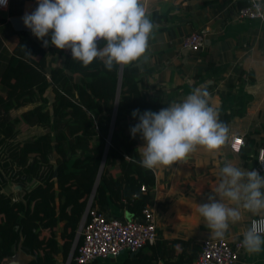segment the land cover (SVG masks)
I'll return each mask as SVG.
<instances>
[{"label": "crops", "instance_id": "crops-1", "mask_svg": "<svg viewBox=\"0 0 264 264\" xmlns=\"http://www.w3.org/2000/svg\"><path fill=\"white\" fill-rule=\"evenodd\" d=\"M244 4L245 0H148L154 29L148 40L147 59L141 58L128 66H115L112 71H107L100 59H95L87 67L79 61L75 62L77 74L92 80L87 88L82 89L79 97L96 110L95 120H71L70 127L56 134L46 133L48 130L44 127L27 128L25 125L22 126L27 129L25 141L41 138L38 146L44 143L51 151V162L69 157L66 173H78V166H71L73 159L91 157L97 147L100 149V114L105 109H113L115 114L119 102L117 79L121 77L123 68L135 78L137 90L147 103H158L165 108L182 102L193 89L204 86L209 92V106L218 111L219 119L229 128L228 143L214 156L197 150L185 162L147 170L153 177L148 207L153 213L157 238L191 239L200 244L202 239L211 237V233L199 215L197 205L208 202L207 197L219 181L221 168L230 162L245 170H255L260 175L256 156L264 149V18L238 19L236 13ZM37 7L36 0H8L7 7L0 9V74L18 42V34L30 31L24 27L22 17L25 13L31 14ZM191 32L203 35V44L197 51L182 47L183 38ZM44 39L49 41L48 47L42 46L43 41L40 45L45 52L48 78L52 68L64 67L71 51L51 46L50 34ZM99 46L103 47V42ZM63 73L69 75L67 68H63ZM73 82L78 80L75 78ZM44 95L50 101L51 88L48 87ZM81 108L91 117L82 104ZM161 109L158 108L159 111ZM131 114L121 113L115 124L130 129L139 122L138 117L133 118ZM233 137H240L243 141L238 152L229 147ZM128 142L135 146L141 158L139 148L144 141L140 135L133 138L130 134ZM38 151L41 149L34 148L30 154ZM122 157L124 162L114 163V166L122 165L119 166L121 171L112 178L124 187L128 172L138 173L140 170L138 166L129 164V152L122 153ZM116 171L112 169L111 172ZM81 181L80 177L78 182ZM123 200V196L118 201L115 196L105 194L102 210L99 209L108 217L129 220L133 214L121 204ZM59 202L55 197V208ZM68 212L69 208L66 214ZM257 218L245 212L241 221L230 223L224 238L230 242L242 240L251 221ZM62 225L63 221L57 223V240ZM78 225L79 220L76 229ZM42 235L46 236L45 233ZM124 256L109 257L100 263L121 264ZM56 260L62 264L59 254ZM236 264H264V251L249 254L242 248Z\"/></svg>", "mask_w": 264, "mask_h": 264}, {"label": "trees", "instance_id": "trees-1", "mask_svg": "<svg viewBox=\"0 0 264 264\" xmlns=\"http://www.w3.org/2000/svg\"><path fill=\"white\" fill-rule=\"evenodd\" d=\"M40 45L41 40L31 31L19 33L18 42L0 74V263L12 254L20 237L22 251L35 256L27 264H59L57 254L64 262L91 193L92 205L98 211L102 210L105 194L115 196L118 201L123 196L125 203L121 201V204L133 217L144 206L150 205L152 197L153 177L136 162L141 158L135 146L128 142L130 129L115 123L121 113L137 109L141 114L145 111L156 113L165 105L147 103L127 69L123 68L121 77L117 79L119 102L115 114L113 109H105L100 114V149L97 147L91 157L73 159L71 166H78V173H66L69 157L51 162V151L44 143L38 146L41 138L25 141L27 129L22 126H40L47 128L46 133L56 134L70 127L71 120H95L97 113L79 97L92 80L77 74L76 60L67 57L64 67L52 68L47 78L45 52ZM22 47L32 57L27 56ZM63 68H67L69 75L63 73ZM75 78L78 80L76 83L73 82ZM48 87L52 94L50 101L44 95ZM81 104L91 117L85 114ZM34 148L41 151L30 154ZM124 152L130 153L129 164L138 166L140 171H129L125 186L121 187L112 177L121 171L119 166L122 165L114 166V163L124 162ZM112 169L117 171L111 172ZM99 171L96 182L95 176ZM4 177L22 187V201L15 200L8 192V180ZM80 177L83 181L78 182ZM141 185L145 187L144 192L140 190ZM55 197L60 201L56 208L53 205ZM67 208L69 212L66 214ZM60 221L63 225L57 240L56 227ZM198 250L199 244L191 239L157 238L133 255L124 254L121 264H191ZM104 259L107 258L95 259L89 264H101ZM69 264L76 263L70 260Z\"/></svg>", "mask_w": 264, "mask_h": 264}, {"label": "clouds", "instance_id": "clouds-1", "mask_svg": "<svg viewBox=\"0 0 264 264\" xmlns=\"http://www.w3.org/2000/svg\"><path fill=\"white\" fill-rule=\"evenodd\" d=\"M36 2L38 7L31 14L25 13L22 21L34 37L43 41V47L49 46L44 38L50 34L51 46L70 49L71 58L83 67L100 59L107 71L147 59L148 40L154 29L148 0ZM0 6L6 8L7 0H0ZM256 14L264 18V3L256 4ZM101 42L103 47L99 46ZM208 98L209 92L200 86L182 102L159 112L141 114L139 109L134 110L131 115L139 122L130 128V134L133 138L139 134L144 141L139 148L141 159L136 162L152 170L185 162L197 150L216 155L229 141V128L219 119L218 111L209 106ZM207 200L197 205V211L212 238L222 240L230 223L241 221L247 212L258 218L243 233L241 246L249 254L264 251V176L226 163Z\"/></svg>", "mask_w": 264, "mask_h": 264}, {"label": "built area", "instance_id": "built-area-1", "mask_svg": "<svg viewBox=\"0 0 264 264\" xmlns=\"http://www.w3.org/2000/svg\"><path fill=\"white\" fill-rule=\"evenodd\" d=\"M257 3H264V0H245L236 17L262 19L256 14ZM3 8L0 6V9ZM202 44L203 35L198 32H191L182 40V47L189 51H197ZM242 145L240 137L231 138L229 143L233 152H238ZM256 165L260 175L264 176V149L256 156ZM140 190H145L144 185L140 186ZM92 195L91 193L87 199L79 220L74 236L75 239L77 237L74 250L70 254L68 252L63 264H69L70 260L76 264H89L95 259L116 257L120 254L133 255L144 245L154 243L157 238L156 227L152 210L148 206H144L137 216L120 220L98 211L92 205ZM241 242L242 240L230 242L225 238L218 240L206 237L200 241L194 264H236L242 251Z\"/></svg>", "mask_w": 264, "mask_h": 264}, {"label": "water", "instance_id": "water-1", "mask_svg": "<svg viewBox=\"0 0 264 264\" xmlns=\"http://www.w3.org/2000/svg\"><path fill=\"white\" fill-rule=\"evenodd\" d=\"M112 124H113V120H111V125ZM107 143H108V141H107ZM105 152H106V148H105L104 153H103V158H104ZM97 174H98L97 176H99L100 171ZM4 178L6 180H8L6 177H4ZM95 185L93 186V189L95 188ZM6 188H7L8 192L13 195V198L15 200L22 201V196L24 194L22 187H20L18 184L10 182L8 180ZM76 241H77V237H76V239L74 238V240L71 244V247L69 249V254H70V252H73ZM20 243H21V237L19 238L17 244L13 247L12 254L10 256H8L6 259H4L0 264H27L29 262V260L35 258L34 255L26 254L25 252H23L21 249Z\"/></svg>", "mask_w": 264, "mask_h": 264}, {"label": "rangeland", "instance_id": "rangeland-1", "mask_svg": "<svg viewBox=\"0 0 264 264\" xmlns=\"http://www.w3.org/2000/svg\"><path fill=\"white\" fill-rule=\"evenodd\" d=\"M62 264H63V262H62Z\"/></svg>", "mask_w": 264, "mask_h": 264}]
</instances>
